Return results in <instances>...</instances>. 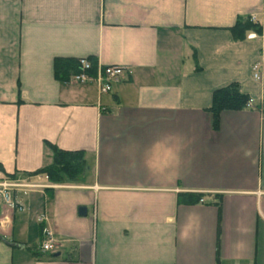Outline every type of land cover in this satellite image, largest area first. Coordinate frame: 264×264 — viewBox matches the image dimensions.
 Masks as SVG:
<instances>
[{"label": "crops", "instance_id": "1", "mask_svg": "<svg viewBox=\"0 0 264 264\" xmlns=\"http://www.w3.org/2000/svg\"><path fill=\"white\" fill-rule=\"evenodd\" d=\"M252 15L261 34L234 40ZM56 58L125 73L101 93L57 80ZM231 84L251 106L214 129L212 95ZM51 148L87 169L12 193L22 210L0 200V264H264V0H0V180Z\"/></svg>", "mask_w": 264, "mask_h": 264}, {"label": "trees", "instance_id": "2", "mask_svg": "<svg viewBox=\"0 0 264 264\" xmlns=\"http://www.w3.org/2000/svg\"><path fill=\"white\" fill-rule=\"evenodd\" d=\"M232 37L236 41H242L248 33L260 35L262 27L257 21L251 20L250 16L239 18L235 25L230 28ZM90 63L91 74L97 71L96 60L86 59ZM80 59L56 58L54 61V77L59 81H68L74 74L80 71ZM249 96L243 94L237 84H231L225 88L214 91L210 111L213 115V127L218 128L219 115L223 111H239L250 107ZM51 163L34 174H45L51 183L73 182L82 176L86 169V160L83 152H67L51 148ZM179 205L214 204L220 208L221 196H215L212 202L205 200L203 194H182L177 199ZM219 258H216L218 262Z\"/></svg>", "mask_w": 264, "mask_h": 264}, {"label": "built area", "instance_id": "3", "mask_svg": "<svg viewBox=\"0 0 264 264\" xmlns=\"http://www.w3.org/2000/svg\"><path fill=\"white\" fill-rule=\"evenodd\" d=\"M251 20L255 21V16H250ZM254 34L248 36V38H254ZM80 71L72 76V81L74 83H86L94 82L98 85L101 93H108L111 91L112 87L121 82L123 79L125 69L121 66L112 65L105 66L102 68H97L95 74H91L90 63L86 59H80ZM253 77L255 79H260L259 77V64L253 65ZM251 105V103H249ZM55 187L50 184L48 176L45 174H33L32 176L26 178H5L0 180V200L8 208H16L22 210L14 199L12 198V193L18 192L22 194H27L29 191L33 190H45L47 188ZM50 235L47 236L44 242L41 244L40 250L43 252L52 249Z\"/></svg>", "mask_w": 264, "mask_h": 264}, {"label": "water", "instance_id": "4", "mask_svg": "<svg viewBox=\"0 0 264 264\" xmlns=\"http://www.w3.org/2000/svg\"><path fill=\"white\" fill-rule=\"evenodd\" d=\"M79 215H80V216H84V215H85V210H84V208H80V209H79Z\"/></svg>", "mask_w": 264, "mask_h": 264}]
</instances>
